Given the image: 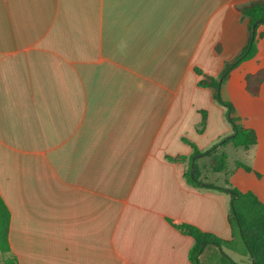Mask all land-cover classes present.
<instances>
[{
    "label": "crops",
    "instance_id": "crops-1",
    "mask_svg": "<svg viewBox=\"0 0 264 264\" xmlns=\"http://www.w3.org/2000/svg\"><path fill=\"white\" fill-rule=\"evenodd\" d=\"M252 1L0 0V196L19 264H191L168 220L231 239V198L184 174L189 143L232 135L195 69L218 77L242 52ZM261 70L264 39L220 91L256 145L219 147L226 171L202 176L264 204V80L257 96L245 81Z\"/></svg>",
    "mask_w": 264,
    "mask_h": 264
},
{
    "label": "trees",
    "instance_id": "trees-1",
    "mask_svg": "<svg viewBox=\"0 0 264 264\" xmlns=\"http://www.w3.org/2000/svg\"><path fill=\"white\" fill-rule=\"evenodd\" d=\"M238 11L242 19L247 21L248 31V40L242 52L232 62L225 63L224 69L218 77L203 75L200 70L195 69L198 75L203 76L198 85L213 90L216 102L227 109L232 135L206 152L203 156L204 160L196 161L193 176L191 175L193 157L204 153L186 141L194 151L188 159V169L184 174L189 186L195 189L224 193L231 198L233 203L228 218L231 239L224 240L195 226L177 225L172 220H168L182 235L193 239V246L189 252L191 264H238L226 254V250L249 257L252 264H264V204L252 192L244 193L229 183L220 186L210 180L209 177L202 176L203 168L211 169L216 174L226 171L228 157L224 152H219V147L223 148L232 144L237 149L248 150L257 143L255 130L239 125L238 118L234 117V106L221 99V87L228 80L230 73L241 63L255 58L258 53V43L264 39V31L259 32L261 27L264 28V0L252 1L239 7ZM262 80H264V70L247 76L245 79L246 90L257 96ZM202 127H204V123ZM184 159L180 158V160ZM202 161L206 163L201 165ZM10 221L11 213L0 196V264H19L10 245Z\"/></svg>",
    "mask_w": 264,
    "mask_h": 264
},
{
    "label": "water",
    "instance_id": "water-1",
    "mask_svg": "<svg viewBox=\"0 0 264 264\" xmlns=\"http://www.w3.org/2000/svg\"><path fill=\"white\" fill-rule=\"evenodd\" d=\"M204 155H205V153L201 154V155H196V156L193 157L192 164H191V175L192 176H193V173H194V167H195L196 161L199 160L200 158H202ZM232 203L233 202H231V204Z\"/></svg>",
    "mask_w": 264,
    "mask_h": 264
},
{
    "label": "rangeland",
    "instance_id": "rangeland-1",
    "mask_svg": "<svg viewBox=\"0 0 264 264\" xmlns=\"http://www.w3.org/2000/svg\"><path fill=\"white\" fill-rule=\"evenodd\" d=\"M232 151H233V150H230V152H232ZM240 153H242V152H240ZM202 163L205 164L206 162H205V161H202L200 164L202 165ZM226 254H227V255H228V254H230V255H234L236 258L238 257L237 255H235L233 252H230V251H227Z\"/></svg>",
    "mask_w": 264,
    "mask_h": 264
}]
</instances>
